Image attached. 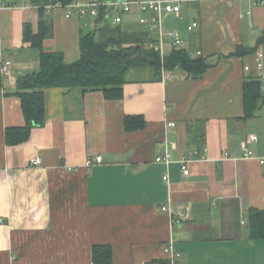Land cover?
Masks as SVG:
<instances>
[{
    "label": "crops",
    "instance_id": "1",
    "mask_svg": "<svg viewBox=\"0 0 264 264\" xmlns=\"http://www.w3.org/2000/svg\"><path fill=\"white\" fill-rule=\"evenodd\" d=\"M3 1L14 8L0 11V61L12 62L0 90V264H94L96 245L111 247V264H264V239H252L248 229L250 209L264 210V105L244 118L245 82L261 80L264 93V66L256 63L264 45L235 55L263 36L264 6L186 4L165 28L209 63L200 79L177 69L155 81L143 72L129 77L124 98L115 101L102 91L48 89L46 124L9 145L7 130L26 125L21 100L10 94L18 77L40 69V51L25 41L27 26L39 33L40 14L33 0ZM45 14L53 28L45 50L79 60L80 39L98 30L97 19H67L59 9ZM141 16L137 9L126 13L123 27L144 30ZM194 21L199 26L189 31ZM132 115L145 117L147 126L127 131ZM245 147L257 159L246 158ZM165 152L169 165L156 162ZM35 156L42 166H30ZM99 156L103 164L86 167ZM163 206L185 216L181 226ZM170 245L182 256L166 253Z\"/></svg>",
    "mask_w": 264,
    "mask_h": 264
},
{
    "label": "trees",
    "instance_id": "2",
    "mask_svg": "<svg viewBox=\"0 0 264 264\" xmlns=\"http://www.w3.org/2000/svg\"><path fill=\"white\" fill-rule=\"evenodd\" d=\"M74 1L77 0H33L40 7V31L31 35L29 41L40 51L41 63L38 72L18 77L17 88L10 94L21 100L26 125L7 130L6 142L9 145L22 144L29 139L33 127L46 124L44 95L48 89H82L84 93L102 91L105 98L115 101L124 98V88L133 72L149 73L157 81L163 79L164 73L179 69L189 78L200 79L211 67L204 58H193L186 49H173L163 58L161 53L147 48L151 39L145 30L131 31L122 24L110 26L103 9L97 19L98 30L80 39V59L68 63L63 53L48 52L44 48V40L53 34V28L46 19L45 7L56 2L69 5ZM260 45H264V34L255 48L238 47L235 55L256 53ZM3 88L4 77L0 72V90ZM244 93V118H255L264 105L262 81H246ZM124 126L129 132L143 130L147 126L146 119L132 115L125 119ZM248 222L249 236L254 240L264 239V210L250 209ZM93 255L94 264L112 263L110 246H94Z\"/></svg>",
    "mask_w": 264,
    "mask_h": 264
},
{
    "label": "built area",
    "instance_id": "3",
    "mask_svg": "<svg viewBox=\"0 0 264 264\" xmlns=\"http://www.w3.org/2000/svg\"><path fill=\"white\" fill-rule=\"evenodd\" d=\"M194 0H92L88 3H81L80 1H74L69 3V5H64L61 2H56L54 5H48L45 7L46 12L55 11L56 9L62 10L65 13L67 19L72 18L73 16L84 19V17H91L98 19L101 14L102 9L107 13V20H110L113 25H120L123 23V16L126 13L134 12V9H137L142 13L139 25H141L144 30L148 33L149 43H147V48L154 50L155 52L161 53L162 57L165 58L168 55V48L171 46L176 50H183L185 48V40L181 37L180 33L176 30L167 31L165 28V19L170 15L179 16L183 11V7L193 2ZM259 4L264 6V0H258ZM14 6H8L3 0H0V11L12 9ZM40 9V7H36ZM112 12H114L112 14ZM112 16L108 19V16ZM199 23L197 21L192 22L189 25L188 30L193 31L197 29ZM264 54L262 52L257 53L256 63L259 68L264 66L263 64ZM12 67V62L0 61V72L3 77H7L11 74L10 69ZM247 70L249 67L246 68ZM168 76L166 73L163 74V79H167ZM170 128L176 126V124L168 123ZM255 136H251L250 140H254ZM246 155L248 159H257L254 156V152L247 147H245ZM104 162L103 156H99L94 159H89L86 167L90 168L95 165H101ZM157 163L171 164L172 158L168 152H165L164 156H160L156 160ZM260 162L263 164L264 159H261ZM183 172L185 176H189L190 167H188L189 160L180 161ZM43 164V158L40 156H35L30 161V166L39 167ZM169 177L165 176L164 180H168ZM161 210L164 212H170L167 207H161ZM172 224L174 227L181 226L185 221L184 215H173ZM165 252L169 253L174 259L181 257L182 253L174 252L172 246H166Z\"/></svg>",
    "mask_w": 264,
    "mask_h": 264
},
{
    "label": "water",
    "instance_id": "4",
    "mask_svg": "<svg viewBox=\"0 0 264 264\" xmlns=\"http://www.w3.org/2000/svg\"><path fill=\"white\" fill-rule=\"evenodd\" d=\"M120 1H123V0H120ZM113 13L114 12H112V14ZM112 14L108 16V19L112 16ZM31 35H32V28H30V26H27L26 27V33H25V41L26 42L30 40Z\"/></svg>",
    "mask_w": 264,
    "mask_h": 264
},
{
    "label": "rangeland",
    "instance_id": "5",
    "mask_svg": "<svg viewBox=\"0 0 264 264\" xmlns=\"http://www.w3.org/2000/svg\"><path fill=\"white\" fill-rule=\"evenodd\" d=\"M139 21H140V17H139V19H138V22H137V24H139ZM143 74V72L141 71L140 73H135V72H133L132 74H131V77H136L137 75H138V78H142V77H140L141 75ZM151 75V74H150ZM145 76H147V75H145Z\"/></svg>",
    "mask_w": 264,
    "mask_h": 264
}]
</instances>
